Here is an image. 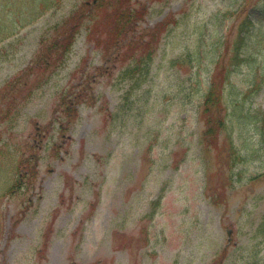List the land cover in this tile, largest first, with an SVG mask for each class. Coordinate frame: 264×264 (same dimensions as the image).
Wrapping results in <instances>:
<instances>
[{
	"label": "rangeland",
	"instance_id": "rangeland-1",
	"mask_svg": "<svg viewBox=\"0 0 264 264\" xmlns=\"http://www.w3.org/2000/svg\"><path fill=\"white\" fill-rule=\"evenodd\" d=\"M0 264H264V0H0Z\"/></svg>",
	"mask_w": 264,
	"mask_h": 264
},
{
	"label": "trees",
	"instance_id": "trees-1",
	"mask_svg": "<svg viewBox=\"0 0 264 264\" xmlns=\"http://www.w3.org/2000/svg\"><path fill=\"white\" fill-rule=\"evenodd\" d=\"M119 11H121L122 13V9H117L115 14H118ZM121 13L119 14V17ZM137 21H138V16L136 15L135 11L131 10L128 12H124L122 19L118 20L116 27L115 25L114 27H112L114 31L112 35L110 36V38H107V39L115 40L114 46L116 49V55H118V51L120 47L128 46L129 48H132L137 43V30H136ZM156 28H159V27H156ZM155 32L156 30L154 29V34L152 36H155ZM246 39H247V35L245 33L243 36L239 33H236L234 42L232 44L231 51H230V54L232 55V57L239 58V56H241L244 53V48H245L244 43L246 42ZM104 42L106 43L105 48H107L108 47L107 40H105ZM113 53L115 54V52ZM131 54L128 55L129 58L133 57V55ZM223 54H225V52ZM224 64H225V56L223 57L222 60L218 61V65L217 67H214L212 74L214 71H223L222 69L224 67ZM224 74H225V71H223V75ZM213 79L214 78L210 79V82L205 89L206 92L204 94L203 99L207 106L209 105L210 102L211 104L214 103V99L216 98L220 90L219 86L217 87L216 84L213 82ZM219 96L220 95H218L217 98H219ZM75 102L76 101L72 100L71 102H69V104H67L66 112L68 113V115H70L71 111L73 110ZM209 107H212V106H209Z\"/></svg>",
	"mask_w": 264,
	"mask_h": 264
}]
</instances>
